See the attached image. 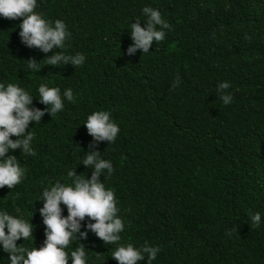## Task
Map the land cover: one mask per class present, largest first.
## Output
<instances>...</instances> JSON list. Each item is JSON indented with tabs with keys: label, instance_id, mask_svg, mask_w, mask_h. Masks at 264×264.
<instances>
[{
	"label": "trees",
	"instance_id": "1",
	"mask_svg": "<svg viewBox=\"0 0 264 264\" xmlns=\"http://www.w3.org/2000/svg\"><path fill=\"white\" fill-rule=\"evenodd\" d=\"M44 18L62 20L64 49L44 53L21 43V19L0 16V83H16L39 102L42 83L73 90L75 102L30 123L36 155L10 150L27 173L13 189L0 188V211L34 226L16 243L40 248L45 226L38 200L44 186L70 184L67 173L91 178L82 163L93 137L84 123L104 110L118 124L114 143L96 150L113 165L101 176L114 190L124 224L121 239L105 244L87 230L86 264H118L120 245L161 246L152 264H264V0H37ZM160 11L170 25L148 53L131 56V24H146L142 10ZM85 56L82 66L45 65L54 52ZM41 62L37 72L27 60ZM179 78V84L173 87ZM228 81L224 104L217 85ZM13 140L17 137L13 136ZM15 198V199H14ZM15 205V207H14ZM63 215L67 208L61 204ZM260 213L255 227L251 215ZM7 232V229H5ZM229 233H231L229 235ZM99 254V255H97ZM0 264H10L0 244ZM68 264H72L69 257ZM147 264V257L138 262Z\"/></svg>",
	"mask_w": 264,
	"mask_h": 264
},
{
	"label": "clouds",
	"instance_id": "2",
	"mask_svg": "<svg viewBox=\"0 0 264 264\" xmlns=\"http://www.w3.org/2000/svg\"><path fill=\"white\" fill-rule=\"evenodd\" d=\"M38 7L37 0H0V16L8 20L22 18L18 25L21 43L29 49L36 48L44 53L53 49H64L65 41L70 37L66 24L57 19L54 22L44 18L41 12L35 11ZM147 18L144 27L140 20L131 24L132 45L127 48V55L131 56L137 49L148 53L154 42L165 39V29L171 25L162 18L160 11L151 7L142 10ZM45 65L58 66L71 64L73 67L82 66L85 61L83 54L66 55L63 51L54 52L44 60ZM28 68L34 71L41 69V62L35 58L27 60ZM179 78L173 87L178 86ZM231 87L228 81L217 85L221 92L220 99L224 104L232 101V94L227 90ZM39 102L47 107L43 110L32 107L33 96L16 83H0V188L5 186L13 189L25 178L27 168L22 167L15 155H8L10 150L22 149L26 155H36L32 141L35 136L29 131L32 122L39 124L45 113L54 116L64 109V100L75 102L71 88L64 90L61 95L59 87H49L42 83L38 87ZM84 125L88 134L93 137L89 150L85 153L82 163L86 168L92 169L91 178L85 174L77 175L75 169L69 170L70 184L59 181L44 186L41 197L43 207L39 209L45 226V240L40 248L17 245V241L33 238L34 226L23 218L21 209L15 207L16 215L8 211H0V244L3 250L9 253L10 264H68L69 257L72 264H86V248L83 244L75 247L69 254L73 239H87L88 231H81V222L88 218L87 230L93 232L105 244H116L120 241V233L124 224L118 217L119 208L114 190L106 188L101 176L107 170L111 176L114 169L109 160L101 157V152L96 150L98 142L107 141L114 143L120 128L111 118L109 111L97 110L92 112ZM15 136L17 139L13 140ZM15 199V198H14ZM61 204L67 208L68 215H63ZM252 225L260 226L261 215H251ZM7 229V232L5 231ZM231 233H229L230 235ZM161 251V246H150L147 241L140 248L132 243L120 245L113 253L112 258L118 264H138L147 257V264H152ZM99 255V254H97Z\"/></svg>",
	"mask_w": 264,
	"mask_h": 264
}]
</instances>
